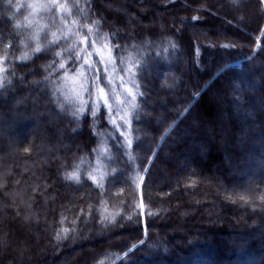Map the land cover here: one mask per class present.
Segmentation results:
<instances>
[{
	"label": "trees",
	"instance_id": "16d2710c",
	"mask_svg": "<svg viewBox=\"0 0 264 264\" xmlns=\"http://www.w3.org/2000/svg\"><path fill=\"white\" fill-rule=\"evenodd\" d=\"M0 69V264H264V0H0Z\"/></svg>",
	"mask_w": 264,
	"mask_h": 264
},
{
	"label": "rangeland",
	"instance_id": "374dc122",
	"mask_svg": "<svg viewBox=\"0 0 264 264\" xmlns=\"http://www.w3.org/2000/svg\"><path fill=\"white\" fill-rule=\"evenodd\" d=\"M97 51L100 53V55H101V59L103 60V63H104V66H106L107 68H111L110 66H111V63H112V59H111V55H110V51H109V48H108V46H106V45H104V44H102L100 47H99V49H97ZM233 87H235L234 85H233ZM4 124V125H3ZM34 124H35V122L34 121H30V124H29V127L27 128L28 130H31L32 132H37V130L35 129V128H33L32 126H34ZM0 128L1 129H5V130H10V125H5V123H1V125H0ZM24 129H25V127H24ZM28 133V131L27 130H25L24 131V133ZM21 133V132H20ZM0 160H3L4 161V159H2V158H0Z\"/></svg>",
	"mask_w": 264,
	"mask_h": 264
},
{
	"label": "snow or ice",
	"instance_id": "6c2138e0",
	"mask_svg": "<svg viewBox=\"0 0 264 264\" xmlns=\"http://www.w3.org/2000/svg\"><path fill=\"white\" fill-rule=\"evenodd\" d=\"M74 7H76V5H73ZM42 7H46V6H42ZM59 7L62 9V10H64V9H66V5H64V4H61V5H59ZM55 8V2H53V9ZM193 19L195 20V19H197L196 17H193ZM54 35V37H55V34H53ZM35 38V37H34ZM59 38L57 37V38H55V39H53L50 43H52V44H55L56 42H57V40H58ZM223 47H228V45H224ZM41 51V46H40V44L38 43L37 44V46L35 47V49H34V52H36V53H39ZM56 55L57 56H60V53H56ZM28 57H27V55H25L24 57H22V59H27ZM77 59H79V55L77 56ZM90 67H91V65H89ZM59 67L61 68V69H63V68H65V64L64 63H60L59 64ZM0 71H2V69H0ZM129 71H131V70H129ZM0 86H2V85H0ZM101 91V93H103V89H101L100 90ZM126 91H127V93H128V95L129 96H133V93H132V91L130 90V89H126ZM133 99H135V96H133ZM105 103H107V101H105ZM94 115H95V113H94ZM131 144V142H129V145ZM68 179H76L77 177H76V174L75 173H72V174H70L68 177H67ZM65 231H67V229H65Z\"/></svg>",
	"mask_w": 264,
	"mask_h": 264
},
{
	"label": "water",
	"instance_id": "95a60500",
	"mask_svg": "<svg viewBox=\"0 0 264 264\" xmlns=\"http://www.w3.org/2000/svg\"><path fill=\"white\" fill-rule=\"evenodd\" d=\"M242 60H244V59H241V60H239V61H236V62L230 63L229 65H232V64H238V63H240ZM227 66H228V65H227ZM220 71H221V69L218 70V71L215 73V75L218 74ZM215 75H214V76H215ZM214 76H213V77H214ZM213 77H212V78H213ZM212 78H211V79H212ZM211 79H210V80H211Z\"/></svg>",
	"mask_w": 264,
	"mask_h": 264
}]
</instances>
